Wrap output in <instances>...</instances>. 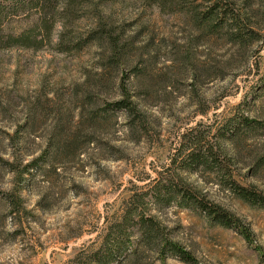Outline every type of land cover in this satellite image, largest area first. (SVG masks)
Returning a JSON list of instances; mask_svg holds the SVG:
<instances>
[{
    "label": "rangeland",
    "instance_id": "1",
    "mask_svg": "<svg viewBox=\"0 0 264 264\" xmlns=\"http://www.w3.org/2000/svg\"><path fill=\"white\" fill-rule=\"evenodd\" d=\"M88 1L99 2L106 31L120 40L122 67L110 65L107 40L72 53L0 47V158L26 164L50 154L23 185L20 207L1 199L14 185L0 160V264H88L132 190L169 167L183 135L223 125L264 75V0L249 1L263 40L246 51L202 35L181 11L182 0ZM94 17L73 28L83 34ZM34 18L8 19L3 31L19 34ZM124 74L143 126L104 111V101L121 98ZM257 110L264 114V106ZM234 154L237 181L264 193V137H242ZM190 178L236 215L253 240L174 206L158 214L171 238L203 264H264V211L206 183L205 174ZM118 264L161 262L142 248Z\"/></svg>",
    "mask_w": 264,
    "mask_h": 264
},
{
    "label": "trees",
    "instance_id": "2",
    "mask_svg": "<svg viewBox=\"0 0 264 264\" xmlns=\"http://www.w3.org/2000/svg\"><path fill=\"white\" fill-rule=\"evenodd\" d=\"M154 1L158 3L159 0ZM198 1L201 3L196 6ZM239 1L195 0L194 4L182 0L180 9L190 16L192 25L202 35L225 40L234 48L246 51L262 41L263 36L249 17L251 0H243L242 7ZM98 8L99 2L88 0H0V47L35 51L48 47L60 53H72L82 51L98 40H107L113 56L110 65L122 67L120 40L114 33L106 31ZM91 14L95 15L92 28L83 34L78 33L73 28L75 24ZM25 15L36 16L26 30L19 34L4 33V21ZM58 28L61 29L59 32ZM126 77L124 74L119 84L121 98L113 102L104 101V111L125 115L132 128L138 121L143 126L145 115L131 96ZM258 106H264V75L223 125L214 126L206 134L196 128L183 135L169 167L146 186L132 190L130 198L123 204L122 216L108 227L100 248L88 258L87 263L118 264L130 256H139L141 249L146 248L161 264H167L168 260L203 264L191 250L171 238L159 218V213L173 206L199 214L211 226L232 230L250 243L254 236L251 230L236 215L212 201L209 193L190 177L205 174L209 177L204 180L206 183H212L245 204L264 211V193L253 186L241 185L233 170L236 166L234 146L239 140L245 136L264 137V114H260ZM49 157L47 152L26 164L17 156L7 161L0 158L12 174L14 185L11 192L1 193V199L13 207H20L23 204V185L39 169L40 162H47Z\"/></svg>",
    "mask_w": 264,
    "mask_h": 264
}]
</instances>
